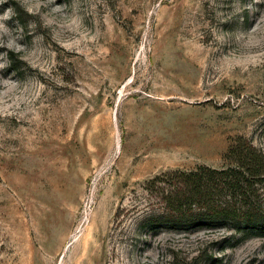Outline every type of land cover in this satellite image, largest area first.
<instances>
[{
  "label": "rangeland",
  "instance_id": "obj_1",
  "mask_svg": "<svg viewBox=\"0 0 264 264\" xmlns=\"http://www.w3.org/2000/svg\"><path fill=\"white\" fill-rule=\"evenodd\" d=\"M264 152V0H0V264H264V238L151 234L153 177Z\"/></svg>",
  "mask_w": 264,
  "mask_h": 264
},
{
  "label": "trees",
  "instance_id": "obj_2",
  "mask_svg": "<svg viewBox=\"0 0 264 264\" xmlns=\"http://www.w3.org/2000/svg\"><path fill=\"white\" fill-rule=\"evenodd\" d=\"M143 189L139 225L151 234L229 230L264 238V152L245 137L233 139L220 168L165 172Z\"/></svg>",
  "mask_w": 264,
  "mask_h": 264
}]
</instances>
